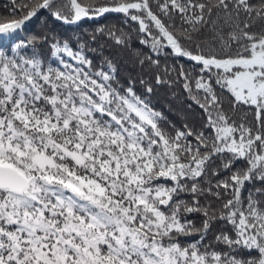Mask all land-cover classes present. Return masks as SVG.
Returning <instances> with one entry per match:
<instances>
[{"label":"snow or ice","instance_id":"6c2138e0","mask_svg":"<svg viewBox=\"0 0 264 264\" xmlns=\"http://www.w3.org/2000/svg\"><path fill=\"white\" fill-rule=\"evenodd\" d=\"M10 5L0 34L45 12L66 24L123 14L154 54L193 62L177 81L204 115L168 131L114 65L96 70L66 43L55 65L20 54L30 41L0 50V264H264V0Z\"/></svg>","mask_w":264,"mask_h":264},{"label":"trees","instance_id":"16d2710c","mask_svg":"<svg viewBox=\"0 0 264 264\" xmlns=\"http://www.w3.org/2000/svg\"><path fill=\"white\" fill-rule=\"evenodd\" d=\"M59 2L63 5L65 0H59ZM83 2L98 5L104 0H83ZM61 11L63 14H69L67 8L62 7ZM10 12V0H0V16H7ZM112 33L124 39L125 44H117ZM141 39H146V37L139 31L138 25L128 20L123 14L106 13L93 19H83L77 23L66 24L45 12L33 17L18 33L0 34V50L7 52L11 49L15 52L17 44L30 41L32 43L28 47H21L18 50L20 54L29 57L35 55L46 63L55 65L58 61L54 44L63 47L66 43L73 51L82 49L92 61L94 69L98 70L103 67L107 71L109 62L114 65L117 69L116 78L119 84L126 88L131 83L138 95L145 98L156 111L163 114L165 117L163 126L168 131L182 129L185 125L190 128H201L203 112L189 98L183 88V80L177 81L180 65L191 71L194 67L193 62L172 55L157 56L150 47L140 42ZM147 57L159 60V66L153 64ZM63 58L71 62L66 54H63ZM165 68L168 69L167 72ZM192 75L195 76L196 73L193 72ZM157 77L172 83L158 84ZM147 87L152 88L151 93L146 91ZM228 107V101L225 98V108ZM242 116L243 112L236 114L237 119ZM217 163L219 164V161ZM183 198L188 199L187 195ZM213 203L219 206L218 202ZM186 218L197 227L201 226L203 220L198 213L186 214ZM222 230H224L222 223L213 224L204 238V243L216 247L214 236ZM198 237L199 234L196 233L185 239L195 242Z\"/></svg>","mask_w":264,"mask_h":264}]
</instances>
